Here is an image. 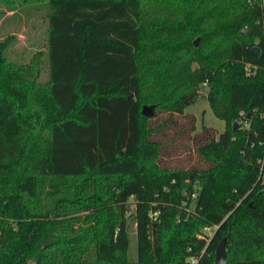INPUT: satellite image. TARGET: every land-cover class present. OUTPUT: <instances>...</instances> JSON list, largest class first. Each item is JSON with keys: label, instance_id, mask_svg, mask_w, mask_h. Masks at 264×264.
Returning <instances> with one entry per match:
<instances>
[{"label": "trees", "instance_id": "obj_1", "mask_svg": "<svg viewBox=\"0 0 264 264\" xmlns=\"http://www.w3.org/2000/svg\"><path fill=\"white\" fill-rule=\"evenodd\" d=\"M243 1L231 24L184 12L185 32L228 39L198 54L196 69L166 55L165 39L152 48L161 63L151 99L181 115L206 84L226 124L217 136L204 125L198 150L209 165L185 170L160 163L156 110L142 113L143 0H0L9 11L49 7L46 81L42 51L18 62L17 35L0 38V264H215L224 237L229 264H264V0ZM182 2L220 10L214 0ZM156 4L170 5L169 20L171 2ZM201 225L216 226L210 241Z\"/></svg>", "mask_w": 264, "mask_h": 264}, {"label": "rangeland", "instance_id": "obj_2", "mask_svg": "<svg viewBox=\"0 0 264 264\" xmlns=\"http://www.w3.org/2000/svg\"><path fill=\"white\" fill-rule=\"evenodd\" d=\"M160 1L162 0H143V17L140 26L142 51L139 57L140 64L143 67V105L156 104V116L152 118L151 124L158 130L153 137L161 142L164 141V146L162 147L163 156L159 159L163 166L185 170L194 167H206L209 163L200 155L198 150L199 146L208 141L207 138L209 137L204 125L211 129L209 131L210 134L213 133L217 136L225 129V121L214 114L208 100L205 98L208 90L206 84L201 85L200 98L194 104L188 106L181 115L177 113L171 114L170 111L151 99L160 89L157 84L153 83L152 78L158 76V69H155V67L161 63L160 59L154 63L155 67L152 64V56L154 55L152 48L160 46L159 40L162 43V40L165 39L169 42L162 43L165 51H167L166 55L172 52L176 53L180 63L188 60L190 67L196 69L199 66L198 54H205L212 50L213 47L223 48L228 39L219 35L207 36L197 35L196 33L191 34L190 31L185 32L183 27H181L182 25L179 24L184 19V12L188 10L193 14L192 17L197 19L198 16L201 21L205 19L208 21L210 18L211 20H220L219 22L224 24H231L233 18H238L241 15L242 8H246L245 2L243 1L242 3V0H214L215 3L211 2L209 5L217 3L220 5V10L218 12L215 11L214 15L210 13L203 15L195 7V3L190 5L187 2V7L182 0H169L174 8V14L170 16L169 20H164L165 15L171 9L168 4L162 7L157 6L156 3ZM225 3H230V7L227 8ZM48 16L49 7L44 3H30L19 6L15 11H9L4 5L0 4V38L10 34H16L18 37L17 42L11 47V59L18 62H27L33 56H37L39 51H42V53L46 52L49 28ZM202 24L205 25L206 22ZM172 25H177L176 29L181 27L177 34L172 32L175 36L167 34L172 29ZM237 27L242 32L246 31L244 22H239ZM197 38L199 39V46L195 47L193 42ZM38 60L43 67L40 80L46 81L49 76L46 53L38 57ZM188 207L190 208V206ZM132 210H135L134 205ZM130 216H127L128 219H131ZM198 230L200 237L206 236L207 240L210 241L215 233L216 226L201 225ZM129 231L131 236L129 254L133 259H136L138 256V244L134 221L130 222ZM196 263L195 261H190V264Z\"/></svg>", "mask_w": 264, "mask_h": 264}, {"label": "water", "instance_id": "obj_3", "mask_svg": "<svg viewBox=\"0 0 264 264\" xmlns=\"http://www.w3.org/2000/svg\"><path fill=\"white\" fill-rule=\"evenodd\" d=\"M199 39L195 40V44L198 45ZM251 53L255 56H259L261 53V49L257 46L251 49ZM156 105L155 104H145L142 108V113L148 117H153L155 115ZM238 124L235 126L237 127ZM215 264H229L228 263V255H227V247H226V238H222L219 242L216 249L215 256Z\"/></svg>", "mask_w": 264, "mask_h": 264}, {"label": "built area", "instance_id": "obj_4", "mask_svg": "<svg viewBox=\"0 0 264 264\" xmlns=\"http://www.w3.org/2000/svg\"><path fill=\"white\" fill-rule=\"evenodd\" d=\"M159 214H160V210H151L150 211V213H149V216H150V218L153 220V221H155V220H158V218H159ZM190 261H195V262H197L198 261V259L197 258H195V257H192L191 259H190Z\"/></svg>", "mask_w": 264, "mask_h": 264}]
</instances>
